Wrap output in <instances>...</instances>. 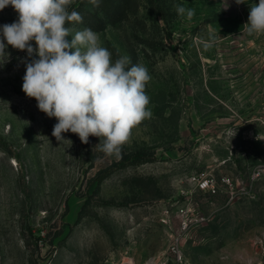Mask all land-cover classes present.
Masks as SVG:
<instances>
[{"label":"rangeland","instance_id":"obj_1","mask_svg":"<svg viewBox=\"0 0 264 264\" xmlns=\"http://www.w3.org/2000/svg\"><path fill=\"white\" fill-rule=\"evenodd\" d=\"M243 2L156 0V16L149 0H139L127 20L96 32L113 61L127 55L151 76L145 90L153 115L133 128L119 155L101 151L95 136L85 144L69 131L57 141L56 118L22 91L24 61L38 57L6 47L0 264L161 261L178 231L177 208L223 205V177L236 184V201L185 235L184 254L191 264H264V34L243 28L259 0ZM77 4L72 0L68 11ZM177 5L194 16L178 15ZM17 20L12 6L0 11V26ZM80 30L71 28L66 39ZM138 151L152 161L119 166L124 154ZM203 172L214 176L218 192L193 184Z\"/></svg>","mask_w":264,"mask_h":264},{"label":"clouds","instance_id":"obj_2","mask_svg":"<svg viewBox=\"0 0 264 264\" xmlns=\"http://www.w3.org/2000/svg\"><path fill=\"white\" fill-rule=\"evenodd\" d=\"M71 2L0 0V11L10 5L18 13L17 21L0 26V65L10 58L5 51L9 45L26 50L29 58L38 57L24 61L22 91L37 101L41 112L56 118L52 136L61 142L65 140L62 133L70 131L85 144L95 136L100 138L101 151L119 155L133 128L153 115L145 90L151 76L127 55L113 61L112 53L90 28L76 31L69 42L67 23L82 21L77 11H68ZM91 2L99 4V0ZM176 11L189 19L195 14L182 5ZM243 28L250 35L264 34V0L250 6ZM205 47H211V42Z\"/></svg>","mask_w":264,"mask_h":264},{"label":"built area","instance_id":"obj_3","mask_svg":"<svg viewBox=\"0 0 264 264\" xmlns=\"http://www.w3.org/2000/svg\"><path fill=\"white\" fill-rule=\"evenodd\" d=\"M255 177L257 176H253V179ZM191 181L198 189L204 192H218V186L214 176L208 173L203 172L194 175ZM221 188L218 194L221 197H225L226 201L223 205H219L217 202H210L211 207L205 211L199 204L194 203H188L178 207L175 212V217L178 221V231L172 235V242L167 250L168 253L164 255L161 261H157L155 258H149L145 264H191L183 251L182 242L185 235L192 230L209 224L223 208L236 201V184L231 178L223 177L221 179ZM169 221L171 222V218L164 219L163 223L169 224Z\"/></svg>","mask_w":264,"mask_h":264},{"label":"trees","instance_id":"obj_4","mask_svg":"<svg viewBox=\"0 0 264 264\" xmlns=\"http://www.w3.org/2000/svg\"><path fill=\"white\" fill-rule=\"evenodd\" d=\"M150 10L155 13L156 0H149ZM139 8V0H99L98 6L91 0H78V4L71 11H77L82 17V21H71L67 23L70 29L79 25L83 29L90 28L94 32H103L109 26H115L135 14ZM157 16L158 14L155 13ZM20 56L15 57L8 64L13 65ZM119 166L140 165L152 161V157L145 151H138L134 154H124ZM105 173V172H104ZM103 173V174H104ZM109 172L104 174L105 178Z\"/></svg>","mask_w":264,"mask_h":264}]
</instances>
